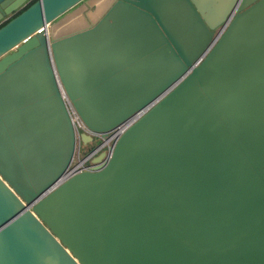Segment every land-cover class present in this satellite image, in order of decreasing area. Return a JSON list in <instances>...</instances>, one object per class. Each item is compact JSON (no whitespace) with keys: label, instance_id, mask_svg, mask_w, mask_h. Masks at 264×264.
<instances>
[{"label":"water","instance_id":"1","mask_svg":"<svg viewBox=\"0 0 264 264\" xmlns=\"http://www.w3.org/2000/svg\"><path fill=\"white\" fill-rule=\"evenodd\" d=\"M0 264H264V0H0Z\"/></svg>","mask_w":264,"mask_h":264},{"label":"built area","instance_id":"2","mask_svg":"<svg viewBox=\"0 0 264 264\" xmlns=\"http://www.w3.org/2000/svg\"><path fill=\"white\" fill-rule=\"evenodd\" d=\"M237 5L231 11V13H230L231 15L236 11ZM224 24L221 25L220 30L217 31V33H219L223 29ZM61 97L65 103V106H66V109H67V112H68V115H69V118H70V121H71V124L73 127V131L75 134V139H76L74 154H73V157L71 159V162L69 163V165H68V167L64 173L65 177H68L70 175H73L74 173H77V172H80L83 170H90L91 167L94 165V163L92 161L94 156L97 155L101 151H103L106 154L108 147L117 138V136L127 126H129L130 124L135 122L144 113V111L146 109V107H144V108L140 109L139 111H136L133 114H131L124 122L119 124L114 130L109 132L108 135L106 136V138L101 139L99 137H96L97 139H99L98 143L89 147V144L93 141V139L90 143H88L86 145H82L80 143L79 134L84 132L85 126L82 123V121L79 119V117L77 116L75 111L72 109L70 104L68 103V101H67V99H66V97L62 91H61ZM83 147H86V149L83 150Z\"/></svg>","mask_w":264,"mask_h":264},{"label":"crops","instance_id":"3","mask_svg":"<svg viewBox=\"0 0 264 264\" xmlns=\"http://www.w3.org/2000/svg\"><path fill=\"white\" fill-rule=\"evenodd\" d=\"M89 43V42H88ZM88 43H86V42H83V43H80L79 45L80 46H82V47H84V49H83V51H84V54H82L83 56L81 57V59H82V67L85 69V71H86V74L84 73V76H87V78L89 79L90 78V76H92V75H89V73L90 72H88V70H89V64L91 63V62H97V60H98V55H95V56H90L91 55V51L90 50H88V48H94V50L96 51V49H101V48H103V46H102V44H105V43H101L100 41H98V42H94V43H90V44H88ZM109 44L110 43H108V44H105V45H108L109 46ZM116 45H118V46H116V50L117 51H120V49L122 48L121 46V44H118V43H116ZM115 47V46H114ZM118 48V49H117ZM88 50V51H87ZM93 53V52H92ZM106 58H108V57H106ZM126 58V64H130V67H131V63L134 61V57L133 58H129L128 56H126L125 57ZM108 59H110V58H108ZM133 60V61H132ZM107 65H108V63H107Z\"/></svg>","mask_w":264,"mask_h":264},{"label":"rangeland","instance_id":"4","mask_svg":"<svg viewBox=\"0 0 264 264\" xmlns=\"http://www.w3.org/2000/svg\"><path fill=\"white\" fill-rule=\"evenodd\" d=\"M99 139H97L96 137L93 138V141L89 144V147L93 146L94 144L98 143ZM86 147H83V150H85Z\"/></svg>","mask_w":264,"mask_h":264},{"label":"flooded vegetation","instance_id":"5","mask_svg":"<svg viewBox=\"0 0 264 264\" xmlns=\"http://www.w3.org/2000/svg\"><path fill=\"white\" fill-rule=\"evenodd\" d=\"M239 6H240V3H239V5L236 7V10L239 8ZM220 27H221V26H218V27L214 30V33H215V34L217 33V31L220 30Z\"/></svg>","mask_w":264,"mask_h":264}]
</instances>
